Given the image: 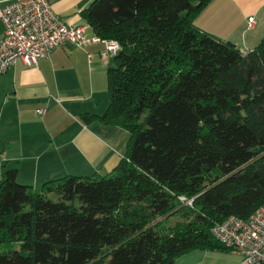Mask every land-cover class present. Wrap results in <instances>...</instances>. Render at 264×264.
Instances as JSON below:
<instances>
[{"label": "trees", "instance_id": "trees-1", "mask_svg": "<svg viewBox=\"0 0 264 264\" xmlns=\"http://www.w3.org/2000/svg\"><path fill=\"white\" fill-rule=\"evenodd\" d=\"M210 1L95 0L82 11L120 46L106 112L82 120L125 129L127 152L110 174L39 191L5 169L0 264H174L226 249L212 227L264 205V36L244 53L200 30Z\"/></svg>", "mask_w": 264, "mask_h": 264}, {"label": "crops", "instance_id": "crops-1", "mask_svg": "<svg viewBox=\"0 0 264 264\" xmlns=\"http://www.w3.org/2000/svg\"><path fill=\"white\" fill-rule=\"evenodd\" d=\"M12 0H0L1 9ZM95 0H49L63 23L94 31L81 16ZM254 17L252 29H247ZM195 25L216 38L253 50L264 36V0H211ZM4 25L0 18V42ZM115 58L104 44L53 49L36 65L17 61L0 73V181L5 169H17V182L39 191L67 176L110 174L127 152L130 134L123 128L82 120L102 115L109 106L107 70ZM38 110H43L42 114ZM174 264H246L227 249L194 250Z\"/></svg>", "mask_w": 264, "mask_h": 264}, {"label": "built area", "instance_id": "built-area-1", "mask_svg": "<svg viewBox=\"0 0 264 264\" xmlns=\"http://www.w3.org/2000/svg\"><path fill=\"white\" fill-rule=\"evenodd\" d=\"M4 34L0 42V73L17 61L36 65L61 46L82 47L104 44L107 54L116 55V41L87 36L85 27L66 25L53 11L49 0H12L0 11ZM254 17H249L247 29H252ZM43 110H38L42 114ZM183 200V199H182ZM191 201L188 204L191 205ZM213 238L227 250L239 254L246 264H264V205L247 219L230 216L211 229Z\"/></svg>", "mask_w": 264, "mask_h": 264}]
</instances>
